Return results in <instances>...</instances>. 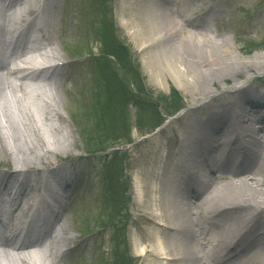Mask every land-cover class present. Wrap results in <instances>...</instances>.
I'll return each mask as SVG.
<instances>
[{
  "label": "bare ground",
  "instance_id": "6f19581e",
  "mask_svg": "<svg viewBox=\"0 0 264 264\" xmlns=\"http://www.w3.org/2000/svg\"><path fill=\"white\" fill-rule=\"evenodd\" d=\"M17 1L5 0L4 3L12 7ZM53 1L50 3L51 9L54 7ZM21 2L18 11L3 13L1 19L14 25L40 5V0ZM65 2V15H68L72 0ZM193 3L194 0H125L122 8L127 12L122 15L121 24L132 33L137 48L146 53L144 68L155 85L162 89L163 80L168 76L178 89L191 86L193 94L203 90L208 95L205 100L192 103L178 117V121L179 118L192 119L199 115L204 116V119L200 123L189 122L187 125L184 121V129L177 134L174 146L165 142V145L158 147L159 152L162 147L171 148L174 160L176 157L181 160L197 158L199 179L194 184L195 191H184L179 179L173 174L174 170L166 176L165 173L170 170L167 165L172 161L166 160L163 167L161 161L158 162L151 172L154 174L150 175V183L145 181L142 184L139 177H135L137 204L146 208L148 220L154 227L147 233L151 240L147 241L149 253H146L148 260L145 264H246L255 256L259 257L256 264H264V55L256 54L247 60L241 59L229 39L222 36L214 38L216 35L212 34L210 23L203 16L189 22L183 14L192 12ZM47 6L46 0L43 13L47 28L52 33L50 40L43 43L33 41L29 47L33 55H24L23 52L14 55L11 63L16 70L8 69L10 75L6 77L14 75L16 81L7 78L2 86L0 84V147L9 157H41L36 153L50 148L44 149L46 143L49 144L47 132H57L60 127L57 128L51 119H61L56 111V84L48 78H41L44 76L31 78L28 73L29 66L42 72L55 67V63L62 59L58 47L53 44V38L59 30L52 24ZM91 7L93 13L90 22L96 25L100 19L106 18L108 8L98 11L93 5ZM109 7L111 9L112 5ZM0 29L6 31L4 27ZM3 36H0V58L6 52ZM23 41L25 38L20 40ZM261 49L264 51V45ZM6 64L9 62L0 64V71L5 69L3 65ZM56 70L59 72V69ZM251 70L260 74L246 76L247 80L240 76L241 71L249 74ZM57 72L53 77L59 74ZM229 77L238 79L232 82L230 91L210 98L212 92L209 85L217 91L215 79L226 85ZM24 83L31 95L25 92ZM37 97L39 100L34 103ZM2 104L6 107H2ZM13 115L18 117L15 116L19 127L15 126ZM34 122H38L39 126ZM43 122L49 125L45 127ZM173 124L170 127H174ZM205 130L214 133L212 147L206 154L208 157H216L223 150L231 154L237 148H243L242 154L229 165L214 162L207 166L203 161L204 155L194 146L201 140V132ZM12 143L13 151V147H8ZM247 146H251L250 157L247 156ZM224 174L236 179L227 180L219 176ZM56 178L58 180H53V186L68 192L63 198L71 200L73 173L63 172ZM46 180L49 179L42 174H0V247L3 248L0 258L4 264L62 262L63 254L51 262L49 253L45 252V245L42 246L51 227L42 236L30 240V233L25 232L23 236L26 228L20 224L24 217L20 210L22 203L40 197L46 189L52 188ZM202 180L205 183L200 193L196 190ZM215 182L217 185L212 187ZM4 201L9 202V209H6ZM11 211L14 213L12 216L9 214ZM44 223L43 219L35 232H40ZM5 228L15 231L9 234ZM18 228L21 230L18 231ZM229 235L232 236L228 239ZM21 236L29 240L14 245ZM47 238L49 236L45 240ZM66 239L65 227L60 225L50 236L47 248H54L58 241ZM67 241H72V238ZM133 241L136 254L144 255L146 247L141 245L137 235Z\"/></svg>",
  "mask_w": 264,
  "mask_h": 264
},
{
  "label": "rangeland",
  "instance_id": "374dc122",
  "mask_svg": "<svg viewBox=\"0 0 264 264\" xmlns=\"http://www.w3.org/2000/svg\"><path fill=\"white\" fill-rule=\"evenodd\" d=\"M53 3L51 18L53 19L54 27L59 30L53 38V44L58 47L66 66L59 68V72L50 68L44 71L42 75L44 77L41 78H48L51 83L56 84L54 91L58 96L56 111L60 115L61 121L58 117L51 119L57 128L58 126L60 127L57 132L51 131L49 133L46 131L49 136L47 137L49 144L46 143V148L44 149L50 148L36 153V155L41 157H9L2 152L3 148L1 149L0 147L2 152L0 153V172L18 170L29 175H36L62 161L71 163L77 172H83L82 178L78 179L71 191V200L65 201L67 207L62 218L58 223L51 225L53 233L60 225H63L67 239L72 238V241L68 242L67 239L58 241L57 251H67L62 253L63 257L60 255L58 257H49L51 262L61 257L62 262L60 264H102L105 261L106 263L104 264H122L123 262L125 264H145L148 260L146 253H149L147 241L151 240L148 238L147 233L152 231L154 227L148 220L146 208L139 207L137 204L134 185L135 177L138 176L142 184L143 182L145 184V181L152 182L150 175L154 173L151 172L155 170V167L158 166L157 163L161 159L158 150L159 145H165V142H167V145L174 146L173 142L177 140V134L184 129L182 123L184 121H186V125L189 122L200 123L204 116L200 117L199 115L197 118L193 117L192 119L179 118V121L175 117H171L155 133L150 134L153 118L147 115L144 119V116L142 117L140 112H138V106L134 107L132 104L127 106L129 109L127 112L129 133L126 137L119 140L118 147H121L119 153H113L121 155L120 160L123 159L122 166L126 169V172L124 171L125 176L122 178L125 191L122 195L123 199L119 202L118 212L111 216L110 209L114 203L118 202L112 199L109 201V196L104 202L105 192L109 185L107 175L105 178L101 170L104 163H110L111 160L115 163V158L109 155L110 152L99 154L94 149L86 148L83 140L87 143L92 139L85 138L82 140L80 136V132H85L86 135H93L94 130L92 128L96 125H103L100 119L104 114L101 116L102 106H99L103 105V103L97 97L96 89L94 90V79L93 75H91V67L93 66L90 60H97L95 68H97L99 63V58L96 56H100L102 61L105 58L104 64L113 61L106 57L109 51L105 49L107 46L116 48L111 39L112 35L117 44L122 47L121 49L117 47L118 53L122 54V58L130 56L138 70L136 74L139 81L136 80L134 82L136 89L139 86L140 91L137 89V92H133V102L156 103L154 109L158 112V121H163L168 116L173 115L175 111L166 113L164 108L167 110L172 109L178 100H180L181 104L184 103L185 108H188L192 103L205 100L208 95H205L203 90L200 93L193 94L191 86L178 89L168 76H165L163 80L164 87L162 89L155 85L144 68L146 53L137 48L132 33L121 24L122 15L127 12L122 9L125 0H113L108 4L107 18L110 19L111 26L108 25L100 34L95 33V35L91 33V27L88 30L90 26L89 18L93 13L90 0H76L75 3L72 0V4L68 8V15H65V8L67 7L65 0H54ZM110 5H112L111 9ZM80 12H83L82 24L81 20L79 22ZM183 15L185 19L188 17L189 22H193L203 16L206 21H209L207 22L210 23L211 32L216 35L214 38L222 36L229 39L236 50L237 56L241 59L247 60L256 54L264 55V51L261 49L264 45V0H194L192 12L189 14L184 13ZM108 28L110 29L107 31ZM111 67L118 79L123 77V73L118 67L114 65ZM56 72L59 73V77H57L58 75L53 77ZM249 74L241 71L240 76L245 77L247 80L246 76H255L260 73H257L256 70H251ZM7 78L0 80L1 86ZM229 78L230 80L226 82V85L230 84V86H226L220 80L215 79L214 84L218 87L217 91L209 85L208 88L212 92L210 98L223 91H230L229 87H232V82L235 83L238 79L232 80V77ZM10 81L12 80L10 79ZM24 89L25 92L31 95L26 83H24ZM38 100L39 97L34 103L38 102ZM2 107L5 108L6 105L2 104ZM181 107L182 105L179 108ZM47 111L45 112L46 114ZM15 116L13 115V121H15V126H17L18 117L16 116V118ZM98 121L100 122L97 124ZM171 123H174V127H170ZM34 124L39 126L38 122H34ZM44 124L46 125L45 127L49 125V123ZM0 131L2 132V128ZM40 133L42 135V132ZM93 136L96 137V135ZM44 138L43 140H45ZM10 146L13 147V143L8 145V147ZM18 148L20 150L19 146ZM86 150H89V155ZM166 150H168L169 154L164 159L166 158L168 162L175 161V157L171 156V148L166 146ZM177 158L176 160H178ZM262 170L264 171V164ZM219 176L227 180L229 178L236 179L231 175L224 174ZM216 185L217 182L212 187ZM79 186L81 187L80 190H75ZM203 188L200 189V193ZM104 204L107 205V208L104 207ZM126 214H128L130 223L127 226H123L121 222ZM117 223L119 224L116 228L111 229L112 224ZM101 226L105 228L103 230L99 229L101 231L98 232V235H86ZM136 235L141 245L146 247L144 255L136 254L133 241ZM231 236H227L228 239ZM123 238H125L127 243L126 252L116 257L113 253L109 254L112 248L111 242L115 239L121 240ZM258 262L259 257L255 256L247 261L246 264H256ZM2 263L4 261L0 258V264ZM11 264H15V262Z\"/></svg>",
  "mask_w": 264,
  "mask_h": 264
},
{
  "label": "trees",
  "instance_id": "16d2710c",
  "mask_svg": "<svg viewBox=\"0 0 264 264\" xmlns=\"http://www.w3.org/2000/svg\"><path fill=\"white\" fill-rule=\"evenodd\" d=\"M110 0H91L92 5L98 10H104L107 7V3ZM106 18L100 19L96 25L93 23L90 24L92 34H100L104 28H107L108 25L111 26L110 20L107 19V11L105 13ZM110 28L107 29V31ZM113 30V29H112ZM107 34V32H106ZM112 42L116 48L112 46H107L106 51L109 53L106 55L107 58L113 60L112 62H107L104 64V61L101 60L99 56V63L97 68L94 69L93 79H94V90L97 91V97L103 103L101 108V116L100 119L103 125H96L92 130H94L92 134H85V132H80V136L83 139L90 138L92 139L90 142L83 143L86 148H91L96 150L97 152H104L107 149L115 148L118 146V142L121 138L126 137L128 135V125H127V112L129 109L128 105L132 104L134 107L138 106V112L144 116V119L147 115L153 118V123H151L150 132L160 126L162 123L158 121V112L154 109L156 103L151 102H140L134 101L132 95L133 92L140 91V87L137 86L134 81L138 80L137 76V68L133 64L130 56L122 58L118 53V48H122L117 42L114 40V37L111 35ZM107 42V41H106ZM121 57V58H120ZM97 60H95L96 66ZM112 65L118 67L120 71L123 73V77L118 79L112 70ZM135 77V78H134ZM138 83V82H137ZM174 96V95H173ZM182 104L180 100L172 107V109L164 108L166 113L176 111ZM170 110V111H169ZM142 119V118H141ZM100 121L97 122V124ZM137 125V124H136ZM93 144V145H92ZM85 148V149H86ZM89 152V150H86ZM95 151V152H96ZM119 153V152H117ZM113 154L112 157L115 158V163L111 160L108 164L107 170V180H108V188L105 192L104 202L108 198L109 201L111 199L115 202L110 209V214L113 216L118 212L119 202L123 199L122 195L124 194L125 187L123 177L124 175V167L122 166L123 159L119 154ZM104 207L107 208V205L104 204ZM124 254V252H120L119 250H114L113 255L116 257L118 255ZM127 260V259H126ZM122 262V261H121ZM122 264H125L124 262Z\"/></svg>",
  "mask_w": 264,
  "mask_h": 264
}]
</instances>
